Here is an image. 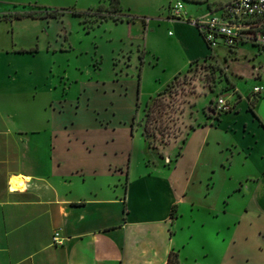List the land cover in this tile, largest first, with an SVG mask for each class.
<instances>
[{
    "label": "crops",
    "instance_id": "obj_1",
    "mask_svg": "<svg viewBox=\"0 0 264 264\" xmlns=\"http://www.w3.org/2000/svg\"><path fill=\"white\" fill-rule=\"evenodd\" d=\"M189 1L204 15L226 0ZM166 19L182 50L159 89L211 53L193 22ZM22 48L12 41L0 51V264H168L172 252L181 264H242L238 255L264 264V95L250 105L236 82L232 110L198 116L165 156L148 154L129 123L124 142L117 127L101 142L90 129L69 138L40 93L48 77L32 78L18 62L38 51ZM205 181L214 188L204 194Z\"/></svg>",
    "mask_w": 264,
    "mask_h": 264
},
{
    "label": "rangeland",
    "instance_id": "obj_2",
    "mask_svg": "<svg viewBox=\"0 0 264 264\" xmlns=\"http://www.w3.org/2000/svg\"><path fill=\"white\" fill-rule=\"evenodd\" d=\"M119 1L121 10L115 8L116 0H0V15L34 5L66 10L55 17L0 20V51L6 52L12 41L29 50L38 49L34 57L18 56V62L25 59L24 73L30 77L42 81L45 75L48 77L40 93L45 100L54 102L65 127L73 130L69 138L76 137L77 128L90 129L101 142L112 127H117L118 136L122 137L119 140L124 142L136 111L139 54L145 50L135 132L140 134L145 129L148 134V154L151 151L165 156L163 149L185 138L198 116L216 113L219 98L230 103L237 101L240 91L236 82L240 83L244 97L251 96L250 105L264 95L262 90L259 97L253 96L255 85L264 86V49L250 43L231 49L221 42L219 47L210 48L207 58L194 60L159 89L160 81L168 75L165 67L173 69V58L182 50L176 42L175 22L166 19H178L171 11V4L177 0ZM181 1L185 10L192 12L183 18H191L190 22L207 10L189 0ZM73 10L88 13L75 15ZM105 14L123 15L126 19L136 16V20L117 22ZM143 17L147 18L146 26ZM29 67L35 74H30ZM33 89L31 85L27 91ZM213 188L211 182L205 181L201 193ZM248 197L247 193L243 199ZM208 229L213 228L208 225ZM219 243L225 244L221 233ZM204 252L199 249L200 254ZM222 255L223 249L218 253L219 257ZM237 257L239 263L250 264ZM207 260L208 257L202 262Z\"/></svg>",
    "mask_w": 264,
    "mask_h": 264
},
{
    "label": "built area",
    "instance_id": "obj_3",
    "mask_svg": "<svg viewBox=\"0 0 264 264\" xmlns=\"http://www.w3.org/2000/svg\"><path fill=\"white\" fill-rule=\"evenodd\" d=\"M171 11L178 19L187 16L181 0L171 4ZM193 23L204 34L211 48L218 47L221 42L229 48L240 47L245 43L264 46V0H229ZM262 90L261 85L253 88L254 93H261ZM230 109L232 104L229 101L224 98L217 100L216 113ZM54 240H59L57 235Z\"/></svg>",
    "mask_w": 264,
    "mask_h": 264
},
{
    "label": "trees",
    "instance_id": "obj_4",
    "mask_svg": "<svg viewBox=\"0 0 264 264\" xmlns=\"http://www.w3.org/2000/svg\"><path fill=\"white\" fill-rule=\"evenodd\" d=\"M119 3H120V1L119 0H116V7L115 8L117 10H121L122 9ZM210 8H212V7H210ZM210 11H212V9ZM65 12H66L65 9H58V8L53 9V8L47 7V6L34 5L33 7H30L29 9H25L23 11H11V12L4 13V14L0 15V20H3V19L12 20V19H16V18L17 19H20V18H24V17L48 18V17H55L57 15L64 14ZM72 13L75 14V15H84V14L88 13V11L73 10ZM105 17L106 18H113V20H115L117 22L118 21L127 20L129 23H131V22H134L136 20V16H132L131 18H127L126 19L125 16H123V15H116V14H105ZM146 19H147L146 17H143L142 18V21H143V23H144L145 26L147 25ZM188 21H191V18H188ZM202 35L204 36L203 33H202ZM204 38H205V36H204ZM141 39L142 40H145V37H142ZM208 45H209V43H208ZM258 47L264 49V46H261V47L258 46ZM35 51H38V49H31V50H29V49L22 48V49L19 50V52H21V53H25V52H35ZM146 51L147 50H145V52H142V53L139 54L141 66L139 67V82H138V94H137V99H136V111H135V113H134V115L132 117V121L130 123L131 129H132V134L135 133V118L138 115V109H139V106H140L141 74H142L143 65H144V62H145V53H146ZM260 94L261 93H254L253 96L256 98V97H259ZM142 133L144 134V136L147 139L148 134L145 132V129H144V131ZM175 212H176V208L174 206L173 207V210H172V215L173 216L175 215ZM168 264H181V262L179 260V256H178L177 253L172 252L170 254L169 260H168Z\"/></svg>",
    "mask_w": 264,
    "mask_h": 264
},
{
    "label": "bare ground",
    "instance_id": "obj_5",
    "mask_svg": "<svg viewBox=\"0 0 264 264\" xmlns=\"http://www.w3.org/2000/svg\"><path fill=\"white\" fill-rule=\"evenodd\" d=\"M22 180V178L19 176V177H15L14 178V181L12 183V186L13 187H17L19 188L21 185H20V181Z\"/></svg>",
    "mask_w": 264,
    "mask_h": 264
}]
</instances>
